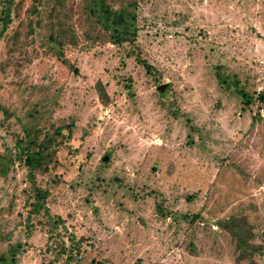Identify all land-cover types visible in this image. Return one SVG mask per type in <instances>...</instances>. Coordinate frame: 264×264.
<instances>
[{
	"label": "rangeland",
	"instance_id": "374dc122",
	"mask_svg": "<svg viewBox=\"0 0 264 264\" xmlns=\"http://www.w3.org/2000/svg\"><path fill=\"white\" fill-rule=\"evenodd\" d=\"M130 1L157 81L132 58L120 62L122 48L106 36L85 39L82 0L60 7L72 35L61 43L68 68L46 47L54 0H19L20 27L0 38V104L17 114L34 104L42 123H73L57 147L59 192L48 207L79 240V264H245L214 221L242 215L264 230V106L242 104L214 71L220 65L249 94L263 88L264 0L108 3ZM4 142L0 132V152ZM22 172L13 164L0 174V232H10L0 253L25 241L13 264H64L46 232L21 236Z\"/></svg>",
	"mask_w": 264,
	"mask_h": 264
},
{
	"label": "trees",
	"instance_id": "16d2710c",
	"mask_svg": "<svg viewBox=\"0 0 264 264\" xmlns=\"http://www.w3.org/2000/svg\"><path fill=\"white\" fill-rule=\"evenodd\" d=\"M37 2L38 0H34ZM63 0H54L48 17L53 18L55 25L51 28L46 38V47L55 57L68 68L72 64L63 57L62 41H72V35L61 21L60 7ZM19 0H0V38L11 23L17 28L21 20L18 17ZM32 10L34 7L32 6ZM81 13L84 25L87 27L85 39H91L94 34L106 36L109 43L122 48L118 56L120 62L132 58L139 64L145 75L159 79L153 67L142 57L136 40V14L135 3L127 2L117 8L112 7L108 0H82ZM215 77L219 84L231 86L244 105L255 106V113L264 106V86L258 92L249 94L245 92L233 76L223 74L220 65L215 66ZM126 90L129 86L125 85ZM95 92L102 104L108 102V96L103 84L96 82ZM41 110L32 105L22 114L0 104V132L6 138L0 152V174L5 175L9 166L16 164L23 172L22 179L25 182L23 208L24 214L20 216V233L24 239L30 238L36 231L47 233V238L54 246H50L54 252V258H62L64 264H79L77 252L79 240H76L72 232H66L63 220L58 215L50 212L48 203H51L59 192L60 178L56 173L59 165L57 147L71 136L73 123L48 122L42 123L44 118ZM254 117V115H253ZM102 162L105 160L100 159ZM156 209L160 211L157 206ZM187 219L186 215H182ZM199 217L192 215L190 221ZM189 221V220H188ZM215 226L224 231L235 250V261L244 259L245 264H256L254 257H258L264 264V242H254L258 236L264 238V230L253 232L252 226L242 215H227L214 221ZM63 236L68 244L64 245ZM10 239V232H0V241ZM25 241H17L9 244L5 254L0 253V264H13L16 254L21 251Z\"/></svg>",
	"mask_w": 264,
	"mask_h": 264
},
{
	"label": "water",
	"instance_id": "95a60500",
	"mask_svg": "<svg viewBox=\"0 0 264 264\" xmlns=\"http://www.w3.org/2000/svg\"><path fill=\"white\" fill-rule=\"evenodd\" d=\"M73 72H76V69H73ZM163 88H164V84H160L156 87V90H158L160 92V91H162ZM101 158H102V160H106V156H102Z\"/></svg>",
	"mask_w": 264,
	"mask_h": 264
}]
</instances>
